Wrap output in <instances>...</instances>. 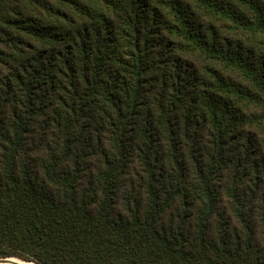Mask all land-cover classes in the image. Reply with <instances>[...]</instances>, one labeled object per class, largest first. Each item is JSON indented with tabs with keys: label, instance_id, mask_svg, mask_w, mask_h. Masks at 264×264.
Masks as SVG:
<instances>
[{
	"label": "trees",
	"instance_id": "obj_1",
	"mask_svg": "<svg viewBox=\"0 0 264 264\" xmlns=\"http://www.w3.org/2000/svg\"><path fill=\"white\" fill-rule=\"evenodd\" d=\"M11 257L264 264V0H0Z\"/></svg>",
	"mask_w": 264,
	"mask_h": 264
},
{
	"label": "bare ground",
	"instance_id": "obj_2",
	"mask_svg": "<svg viewBox=\"0 0 264 264\" xmlns=\"http://www.w3.org/2000/svg\"><path fill=\"white\" fill-rule=\"evenodd\" d=\"M8 258V259H5V260H2L0 261V264H31L29 262H26V261H22V260H19V259H16V258Z\"/></svg>",
	"mask_w": 264,
	"mask_h": 264
},
{
	"label": "water",
	"instance_id": "obj_3",
	"mask_svg": "<svg viewBox=\"0 0 264 264\" xmlns=\"http://www.w3.org/2000/svg\"><path fill=\"white\" fill-rule=\"evenodd\" d=\"M5 259H8V258H0V261L5 260Z\"/></svg>",
	"mask_w": 264,
	"mask_h": 264
},
{
	"label": "rangeland",
	"instance_id": "obj_4",
	"mask_svg": "<svg viewBox=\"0 0 264 264\" xmlns=\"http://www.w3.org/2000/svg\"><path fill=\"white\" fill-rule=\"evenodd\" d=\"M29 263H31V262H29ZM31 264H33V263H31Z\"/></svg>",
	"mask_w": 264,
	"mask_h": 264
}]
</instances>
